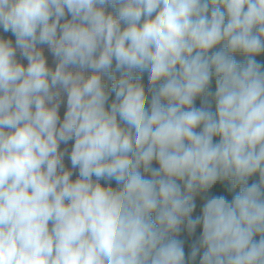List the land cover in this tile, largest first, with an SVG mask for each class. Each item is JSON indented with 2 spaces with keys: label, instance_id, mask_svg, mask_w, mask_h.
<instances>
[{
  "label": "clouds",
  "instance_id": "1",
  "mask_svg": "<svg viewBox=\"0 0 264 264\" xmlns=\"http://www.w3.org/2000/svg\"><path fill=\"white\" fill-rule=\"evenodd\" d=\"M0 29V264H264V0H0Z\"/></svg>",
  "mask_w": 264,
  "mask_h": 264
},
{
  "label": "rangeland",
  "instance_id": "2",
  "mask_svg": "<svg viewBox=\"0 0 264 264\" xmlns=\"http://www.w3.org/2000/svg\"><path fill=\"white\" fill-rule=\"evenodd\" d=\"M107 11H113L112 7L108 6ZM0 37L9 38V37L5 36V33L3 32L2 29H0ZM10 39H12L13 42H14L15 38L14 37H10ZM45 54L47 56L49 66L54 68L55 67V61H54L53 57L48 52H46ZM17 59L18 60H22V58L19 56V54L17 56ZM243 60H244V57L241 56L239 62H243ZM22 62H24L25 64L27 63L26 61H22ZM211 87H212V90L215 91V79L214 78L212 80ZM146 94L149 96V98L151 97V93L150 92H146ZM205 99L209 102V106H210L211 110L215 111V104L213 103L214 102L213 96L212 97L208 96V97H205V98L197 97V100H196L197 106H200L201 100H205ZM61 101L62 102H61L59 111H60L61 118H63V114H64V112L66 110V95L63 94V93H62ZM72 143H73L72 141H69V143L67 145L61 144V146H60V150L61 151L67 150L65 152V156H64V163H65V167L66 168H71L70 160L68 159V153H70ZM153 167H158V165L154 162L153 163ZM73 172H74L73 179H75L76 178L75 173L77 172V170H73ZM205 199H206V193H198V194H196V196L194 198V201L196 203V208H195V210H194V212L192 214L193 217L201 215V210H202V206H203V204L205 202ZM181 233L184 234L186 239L188 240V243H184L185 252H186V255H187L190 252L192 245L194 243L198 244L200 235L202 233V225H198L197 226V229H196L194 234H189L186 231V229L182 230ZM176 238L179 239V237L177 235H176ZM202 252H203V249H201L200 254H198L197 256L202 255Z\"/></svg>",
  "mask_w": 264,
  "mask_h": 264
},
{
  "label": "trees",
  "instance_id": "3",
  "mask_svg": "<svg viewBox=\"0 0 264 264\" xmlns=\"http://www.w3.org/2000/svg\"><path fill=\"white\" fill-rule=\"evenodd\" d=\"M6 37H13L12 34L9 33H5ZM218 47H223V45H220ZM242 55L240 54H234L235 59L239 62L240 58ZM258 62H260L261 64H264V54H261L260 56L257 57ZM114 67V65H113ZM86 74H91L90 70L88 72H86ZM116 76H119V73H116ZM103 80L105 81L106 84V88L110 91L111 90V84H112V78L105 75L103 77ZM142 83L145 86V91L148 92V78H147V72L142 74ZM208 93H214V91L212 90L211 84L209 86L208 89ZM212 95H208L205 94L204 96H202L203 98L208 97ZM115 98V93L114 92H110V96H109V104L111 103V101ZM202 102V100H201ZM215 104V101L213 102ZM197 105V103H196ZM218 139V138H217ZM258 174L254 175L253 177L249 178V184L253 183V182H257L258 181ZM102 183H104L102 181ZM111 184L113 187H119V185H117L115 183V181H111ZM239 192V188H233L231 181H222V182H218L215 186H213V188L211 190H209L206 193V198L212 195H225L229 200H231L236 194H238ZM206 200V199H205ZM177 236L179 237V239L183 240L184 243H188V240L186 239L185 235L182 233L177 234ZM256 240L259 239V237H255ZM199 260H200V256H197L195 258V260L190 261V264H199Z\"/></svg>",
  "mask_w": 264,
  "mask_h": 264
}]
</instances>
